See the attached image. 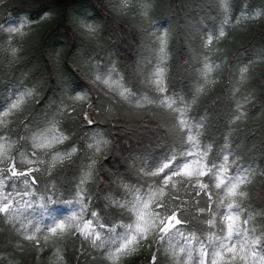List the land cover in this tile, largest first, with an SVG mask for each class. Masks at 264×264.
<instances>
[{
	"label": "trees",
	"instance_id": "16d2710c",
	"mask_svg": "<svg viewBox=\"0 0 264 264\" xmlns=\"http://www.w3.org/2000/svg\"><path fill=\"white\" fill-rule=\"evenodd\" d=\"M224 3L225 0H154L149 23L138 29L127 19H118L107 0H51L40 6L43 11L28 10L29 22L38 20L44 12L55 16L35 46L12 43L16 54L9 50L5 62L4 49L10 42L0 40V128L12 121V139L17 142L18 152L31 149V137L52 126L69 97L87 91L89 82L74 67L83 59L98 63L102 75H111V87L117 91L122 90L119 82L122 77L125 86L137 98L146 90L145 80H151L157 69H163L165 80L167 77L166 95L174 102L173 114L165 119L145 117L117 128L99 125L82 130L76 125H67L75 134L60 150L66 152L76 147L78 153L17 202L16 222L39 236L40 243L32 246V242L25 239L27 246L11 264H76L68 228L57 234L35 233L36 229L43 230L40 223L51 215L52 209L61 206L71 210L70 217L83 212L86 219L93 220L94 226L98 221L103 225V237L109 247H119L128 231L127 225L135 219L124 205L130 207L137 198L146 196L150 186L181 169L187 159H196L197 152L206 153L210 167L223 163L225 156L237 165L236 171L264 167V127L255 131L249 127L230 134L227 116L235 105L226 99L232 87L231 79L264 50V24H257L246 32L247 22L236 25L227 24L226 20L234 22L242 14L264 10V0H226L227 8L223 7ZM17 11H13L9 20L15 21V27L21 23ZM74 21L101 25L104 43L84 44L74 31ZM221 29H235L237 38H245V41L228 59L224 78L217 88L186 114L194 124H200L201 119L207 117L203 133L196 142L188 139L189 130L177 126L180 114L176 110L191 101L203 68L202 61L193 60V53L208 39L216 38ZM165 32L169 33L166 58L159 52L157 39ZM228 45L232 46V41ZM60 48L65 49L64 62L57 69L50 63L48 54ZM22 49L25 50L23 57L17 61L16 55ZM214 64L218 66L219 61L209 60L210 77L218 70ZM29 90H33L32 97L28 96ZM249 91L253 96L249 101L250 110L259 112L264 106V72L252 80ZM33 98L38 102H33ZM21 101L22 107L12 109L13 104ZM6 112L12 115H4ZM96 132L105 133L104 138L109 141L107 155L97 165L92 178L82 182L89 163L87 146L93 142L91 137ZM0 154L7 159L2 147ZM175 187L183 194L179 183ZM255 187L259 188L260 184ZM3 216L0 213V218ZM7 223L0 219V224L7 226ZM185 227L196 230L202 226L191 222ZM4 243L0 228V246ZM171 260L169 250L163 264ZM149 261L148 248L136 247L135 251L122 252L118 259L97 257L94 264H149ZM185 264L191 262L186 259Z\"/></svg>",
	"mask_w": 264,
	"mask_h": 264
},
{
	"label": "snow or ice",
	"instance_id": "6c2138e0",
	"mask_svg": "<svg viewBox=\"0 0 264 264\" xmlns=\"http://www.w3.org/2000/svg\"><path fill=\"white\" fill-rule=\"evenodd\" d=\"M48 2L51 0H0V40L10 42L4 49L5 62L8 61L9 50L16 54V49L11 47L12 43L35 46L47 26L55 20L52 12H44L38 20L29 22L28 10L38 8L43 11L40 6ZM153 2L107 0L118 19H127L138 29L149 23ZM223 7L227 8L226 0ZM14 10H18L16 15L21 23L17 27H7ZM244 22H247L244 27L246 32L257 24H264V10L242 14L234 22L226 20L227 24L242 25ZM74 31L84 44L99 46L104 43V30L99 24L74 21ZM157 39L159 52L166 58L169 33H162ZM214 41L216 43L213 48ZM229 41H232V46L228 45ZM244 41L245 38H237L235 29H221L216 38L208 39L193 53V60L202 61L203 68L199 71L191 101L184 108L176 110L180 114L177 126L189 130V140L198 142L207 117H203L200 124H194L186 114L192 106L217 88L224 78L228 59ZM24 52L22 49L16 55L17 61H21ZM64 52L65 49L60 48L48 54L53 67L60 68L64 62ZM209 60L219 61L218 66L213 65L218 70L211 77L208 71ZM74 67L89 82V88L68 98L52 126L31 137L30 150H16L17 142L12 139L11 120L7 126L0 128V141H3L0 147L7 154V159L0 154V213L4 214L0 219L8 222L7 226L0 224L5 241L0 246V264H11L18 252L22 253L27 246L25 239L32 242V246L40 243L39 236L26 231L16 222L14 207L33 190V186L43 183L46 177L62 168L78 153L76 147L66 152L60 150L75 134L69 131L67 125H76L82 130L99 125L117 128L126 127L145 117L165 119L173 114L174 102L166 95L167 77L165 80L163 69H157L151 80H145L146 90L137 98L125 86L122 77L119 78L122 90L112 88V76L102 75L99 64L93 63L91 59H83ZM112 71H116L115 66ZM261 72H264V50L231 79L232 87L226 97L235 105L227 116L230 134L249 127L252 131L264 127V106L256 113H252L249 107V101L253 99L249 85ZM32 91L29 90V97H32ZM33 102L38 101L33 98ZM22 105L23 101L13 104L12 109ZM9 114L12 115L11 112L4 115ZM104 136L105 133L96 132L91 137L93 142L87 146L90 150L87 156L89 163L82 182L92 178L97 165L107 155L109 141ZM194 155L196 159L150 186L146 196L137 198L130 207L124 205L135 219L127 225L128 231L119 247H109L103 237V225L97 221L94 226L93 220L86 219L83 212L73 214L47 231L36 229L35 233L44 231L57 234L68 228L67 234L71 238L72 256L76 258V264H81V261L83 264H94L97 257L105 256L108 260L118 259L122 252L135 251L136 247L148 248L149 264H163L169 250L172 256L169 264H185L186 259L191 264H264V167L236 171L237 165L229 156L223 158V163L210 167L206 153L197 152ZM177 183L184 189L183 194L176 189ZM256 184H260V187L256 188ZM93 218H96L95 213ZM191 222L202 227L196 230L186 228L185 225Z\"/></svg>",
	"mask_w": 264,
	"mask_h": 264
},
{
	"label": "rangeland",
	"instance_id": "374dc122",
	"mask_svg": "<svg viewBox=\"0 0 264 264\" xmlns=\"http://www.w3.org/2000/svg\"><path fill=\"white\" fill-rule=\"evenodd\" d=\"M15 26H16V23L14 20H11L8 22L7 27H15ZM68 212L69 210L66 207L53 211V216L47 218V220H44L42 222L43 230L47 231L49 228L55 226L56 223L60 221H66L69 218ZM45 234H49V233L45 232Z\"/></svg>",
	"mask_w": 264,
	"mask_h": 264
}]
</instances>
